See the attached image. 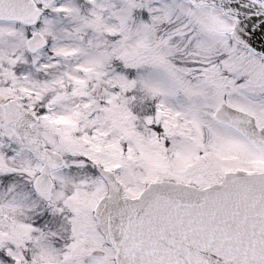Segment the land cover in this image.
I'll use <instances>...</instances> for the list:
<instances>
[{"label":"snow or ice","instance_id":"6c2138e0","mask_svg":"<svg viewBox=\"0 0 264 264\" xmlns=\"http://www.w3.org/2000/svg\"><path fill=\"white\" fill-rule=\"evenodd\" d=\"M0 264H264V0H0Z\"/></svg>","mask_w":264,"mask_h":264}]
</instances>
